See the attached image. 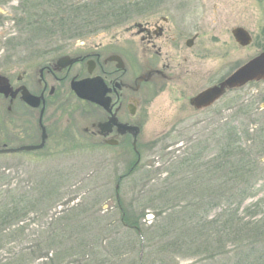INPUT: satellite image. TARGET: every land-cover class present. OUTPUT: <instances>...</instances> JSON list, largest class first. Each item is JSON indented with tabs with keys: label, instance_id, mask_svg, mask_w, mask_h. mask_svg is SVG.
I'll use <instances>...</instances> for the list:
<instances>
[{
	"label": "rangeland",
	"instance_id": "374dc122",
	"mask_svg": "<svg viewBox=\"0 0 264 264\" xmlns=\"http://www.w3.org/2000/svg\"><path fill=\"white\" fill-rule=\"evenodd\" d=\"M50 3L62 4L67 11L72 6L75 13H64L70 17L76 14L71 28L64 22L57 25L51 21L65 15ZM84 4L86 7L74 10ZM103 6L105 3L100 0H0V72L17 73V69L26 65L31 71L33 65L29 64L35 63L44 52L57 55L82 40L97 42L108 40L112 34L125 35V26L141 18L136 14L113 26L115 23H109L106 17L109 9ZM193 8L187 10L186 24L193 26L198 22L193 31L200 32V44L210 49L194 63L195 76L173 78L153 93L140 97L144 100L136 113L142 125L137 147L140 157L134 171L124 180L118 182L117 178L135 160L132 150L124 145L102 147L96 137L87 135L83 127L90 125L89 120L95 115L85 116L87 106L77 101L71 102L69 113L65 112L59 120L57 132L63 137L58 142L50 143L42 151L0 154V196H4L0 202L6 204L9 195L24 196L34 205V213L19 224L0 226V243H12L0 250V257L15 251V247L41 243L48 247L46 251L52 260L49 264H82L85 256L80 243L92 239L93 231L87 237L80 232L71 212L88 209L89 215L104 221L100 225H106L110 238L119 240L122 254L117 257L109 250L85 258L83 264H260L254 258L257 252L251 256L247 253L252 248L264 250V81L248 83L202 110L192 107L189 97L261 50L264 0H205ZM235 24L252 34L250 45L240 48L235 45L230 33ZM91 28L97 30L87 33ZM225 44L227 54L222 52ZM9 121L0 99V143L2 135L4 138L7 132H17ZM229 127L236 131L239 144L250 150L248 158L254 164L247 183L233 191L221 190L223 199L218 200L214 197L212 170L210 173L206 170ZM187 157H199L193 165L205 164L200 169L190 167L183 163ZM163 192L167 194L162 196ZM227 205L236 212V219L229 229H222L223 234L229 235L218 243L216 231L221 229L216 230L211 221ZM172 206L177 214L169 229L183 225L188 232L202 223L210 228L203 227L202 235L194 230L190 233L193 241L192 237L185 239L186 248L162 256L158 253L160 245L175 234L163 242L150 234L157 229L156 223L161 220L160 225L167 216L157 215ZM125 211L138 219L141 228L137 236L133 231L121 229L119 220ZM87 224L94 232L100 229L91 215ZM54 229L63 234L60 239L49 237ZM189 243L191 247L187 248ZM41 255L34 264L44 263Z\"/></svg>",
	"mask_w": 264,
	"mask_h": 264
},
{
	"label": "flooded vegetation",
	"instance_id": "af4514ba",
	"mask_svg": "<svg viewBox=\"0 0 264 264\" xmlns=\"http://www.w3.org/2000/svg\"><path fill=\"white\" fill-rule=\"evenodd\" d=\"M204 1L139 0V3H130L127 21L136 14L141 18L125 26V35L112 34L108 40L97 42L82 40L57 55L52 51L38 55L35 63L29 64L33 65L31 71L26 65L17 69V73L16 70L1 73L10 89L0 93V99L4 102L10 125L17 127V132H7L4 138L2 135L0 146L18 148L42 144L32 150L42 151L50 143L58 142L63 137L57 132L59 120L65 112L69 113L71 102L77 101L87 106L85 116L95 115L89 120L90 125L83 127L84 132L96 137L102 147L128 146L135 156V160L129 162V168H133L140 157L137 147L142 125L136 118L144 101L140 97L153 93L159 85L173 78L195 76L192 73L194 63L200 59L199 55L204 56L210 49L200 44V32L193 31L198 22L193 26L186 24L187 10ZM235 27L243 26L235 24L230 33ZM261 33L264 35V25ZM234 43L239 48L246 47L235 40ZM224 46L222 52L227 54L228 45ZM260 47L259 52L264 50V45ZM226 76L209 86L220 83ZM253 82L259 81L249 83ZM74 86L89 92L96 100L79 97ZM243 86L226 89L205 108ZM23 91L34 96L36 106L23 100ZM131 126H137L138 130L129 129Z\"/></svg>",
	"mask_w": 264,
	"mask_h": 264
},
{
	"label": "trees",
	"instance_id": "16d2710c",
	"mask_svg": "<svg viewBox=\"0 0 264 264\" xmlns=\"http://www.w3.org/2000/svg\"><path fill=\"white\" fill-rule=\"evenodd\" d=\"M102 3H105V6L103 7H107L109 9L108 14L106 15V17L109 18L108 22L113 24V22L115 24H113V26H119L120 24H123L127 21V16L130 13V4L126 3V1L128 0H100ZM135 3V2H134ZM137 3V2H136ZM139 3V2H138ZM141 4V3H140ZM49 5L54 6L55 9L60 12L61 14L64 13H70L75 11H72V6H69L68 11L64 9L63 5L58 4V5H53V3H50ZM132 5V4H131ZM134 6H136L135 4H133ZM132 5V6H133ZM86 7V4L84 5H77L76 7H74L75 9H78V11L80 10V8ZM141 10V7L139 10H137L138 12ZM78 14V13H77ZM60 15V14H59ZM65 16L61 17V18H55L52 19V22L57 23V25H61V23H66V26L71 28V22H75V20L73 19L72 15L67 16L66 14H64ZM80 16L84 17L83 15H81L79 13ZM52 16H54L52 14ZM78 17V16H77ZM61 22V23H60ZM109 24V25H111ZM91 26L90 24L88 25V27ZM95 27V26H94ZM97 30V28H91V30L86 31L88 32H92L93 30ZM80 33V32H79ZM77 33V34H79ZM226 133H224V137L221 141V144L219 145L217 152L215 154V156L211 159L212 161V165L210 166V168H207L206 173H210V169L212 170V176L214 177L213 179V184H214V197L215 199L217 198L218 200H222L223 196H221L222 192L221 190L224 191H233L234 189H238L237 187L239 185L245 184L247 183L248 178H250L251 174V169H253V164L254 162H250L252 161V158H248L249 156V151L248 148H244L239 144L238 141V136L236 131L229 127L226 131ZM189 157H187L188 159ZM199 157L193 158V159H188L187 161H183V163H187L189 164L188 166L190 167H197L200 169L199 166L202 167V165H204L205 163H199V166L193 165L195 160H198ZM196 162V161H195ZM137 166V165H136ZM127 168L126 172L122 175H120L117 178V181L120 182L122 180H124L127 176H129L134 169L136 168ZM201 179H203V177L201 176ZM210 179V178H207ZM167 193H169L166 190ZM116 193L118 194V190H116ZM167 193H161V195H165ZM233 194H231L232 196ZM1 199H4V196H0ZM27 198V197H26ZM6 204H4L3 202H0V226L6 225V224H10V223H16L19 224L20 222H22L26 216H28L31 213H34V205L31 204V200L30 199H25V197H15V196H7L6 197ZM224 200L226 201V199L224 198ZM1 201V200H0ZM31 202V203H30ZM228 202V201H227ZM166 204V203H165ZM217 204V203H216ZM175 206L172 207H168L167 209H165L163 212H160L159 215H157L159 218L166 215L165 217L166 219H163V223H161L159 225L158 221L156 223L157 229L155 230L154 233L150 234V237L154 239H159L161 240V242H163L165 239H168L169 236L171 234H175V237L172 238L171 240H169L166 244H161L159 249H158V253H160L162 256H167L168 253H175L180 249L186 248V244L188 242L185 241L186 237H192L190 236L194 230H199V233L201 234L202 231H204L203 227L205 228V230L208 227L209 224H207L206 226L202 224H199V226L196 224L195 229L193 230H188L187 232V227L181 225L180 227H176V229L170 228L168 227V225H170L171 223H173L176 220V215L177 211L174 210ZM162 210L163 208L160 207ZM169 210L173 213H170ZM72 219L76 220L78 222V229L79 231H83L84 235H86V237L92 232L93 233V238L92 239H85L84 241L81 240V247H83V254L85 257H83L82 259V264H83V260L87 257L90 256H94L96 257V255H101V254H106L107 251L112 250L111 254H115V256H120L122 254L121 252V248H122V244L119 242V240L117 238H110L109 236V230L106 228V225L102 226V224L100 225V222H104L103 220H101L98 217H96V215L94 214H90L92 216V222H99L100 225V229L96 230L94 232V230H91V227L87 226L88 224V220H89V214H88V209H80L78 211H72ZM236 212L231 211V208L229 207V205H227L226 209L219 214L218 218L216 220H212L211 222L215 223L214 228L217 229H221L220 231H216V236H217V242L221 243L222 240H225V238L229 235V233H225L223 234V231L225 229H229L232 225V223L234 222V220L236 219ZM163 218V217H162ZM190 218V217H189ZM235 218V219H234ZM84 222L83 225L81 224V221ZM138 219L135 218L134 215H128V212L125 211L124 213L121 214L120 216V226L122 230H126V231H133V233H135V235L137 236L141 226H139V223L137 221ZM192 220V219H190ZM19 222V223H18ZM210 222V223H211ZM218 225H217V224ZM240 223V222H239ZM114 228V225L111 226ZM198 227V228H197ZM118 228V227H117ZM159 228V229H158ZM184 229L186 231H184ZM224 229V230H222ZM159 230H161L162 232L157 233ZM183 230V232H182ZM73 231V230H72ZM78 231V230H77ZM78 231V233H79ZM157 233V234H156ZM202 235V234H201ZM224 235V236H223ZM51 236H55L54 238L56 239H60L58 237H62L63 234H61L58 230H53L52 232H50L49 237ZM171 237V236H170ZM173 237V236H172ZM55 239V240H56ZM153 239V240H154ZM258 239V238H257ZM151 240V239H149ZM158 240V241H159ZM193 241V237L192 240ZM190 241V242H191ZM102 243H106L105 245H103ZM10 244H12L9 241H6L4 243H0V250L3 248H7ZM187 248L191 247V244L189 243V245H187ZM16 250L11 252V253H7L5 257H0V264H34L35 261L40 257L41 254H46L45 256L41 255V257L44 258V263L43 264H49V262H51V257H48V252L46 251L48 249V247H45L44 244H30L27 245L26 248H17L15 247ZM44 251H46V253H44ZM264 250H260V249H250L248 251V256H251L254 252H257L258 254L254 257L256 262H259L260 264H264V256L262 254H264L263 252ZM262 252V253H261ZM246 254V255H247ZM99 261H101V263H103L102 259H100Z\"/></svg>",
	"mask_w": 264,
	"mask_h": 264
},
{
	"label": "water",
	"instance_id": "95a60500",
	"mask_svg": "<svg viewBox=\"0 0 264 264\" xmlns=\"http://www.w3.org/2000/svg\"><path fill=\"white\" fill-rule=\"evenodd\" d=\"M234 40L241 46H247L251 43L252 38L250 33L243 27H235L231 31ZM264 80V50L250 58L241 66L236 68L230 75L223 79L220 83L209 86L196 95L192 96L189 100L190 104L196 108L201 109L212 104L218 99L226 89L235 88L244 85L249 81ZM10 87L6 78L0 75V93H7ZM77 95L81 98L95 101L96 99L89 93L80 90L79 87L74 86ZM23 100L31 106H36L37 101L34 96L28 91H23ZM129 129L138 130L137 126H131ZM38 146H22L19 148H0V153L16 152L20 150H34L41 147Z\"/></svg>",
	"mask_w": 264,
	"mask_h": 264
}]
</instances>
